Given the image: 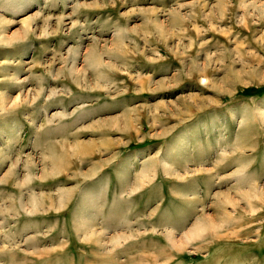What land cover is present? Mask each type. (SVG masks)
I'll return each instance as SVG.
<instances>
[{"label":"rangeland","instance_id":"1","mask_svg":"<svg viewBox=\"0 0 264 264\" xmlns=\"http://www.w3.org/2000/svg\"><path fill=\"white\" fill-rule=\"evenodd\" d=\"M0 264H264V0H0Z\"/></svg>","mask_w":264,"mask_h":264},{"label":"bare ground","instance_id":"2","mask_svg":"<svg viewBox=\"0 0 264 264\" xmlns=\"http://www.w3.org/2000/svg\"><path fill=\"white\" fill-rule=\"evenodd\" d=\"M27 20L26 19H24V22H26ZM199 227H195V229L193 230V231H195V230H197Z\"/></svg>","mask_w":264,"mask_h":264}]
</instances>
